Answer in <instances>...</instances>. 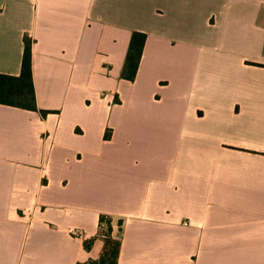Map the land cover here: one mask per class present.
Masks as SVG:
<instances>
[{
  "label": "crops",
  "instance_id": "1",
  "mask_svg": "<svg viewBox=\"0 0 264 264\" xmlns=\"http://www.w3.org/2000/svg\"><path fill=\"white\" fill-rule=\"evenodd\" d=\"M24 36L36 110L0 104V264L98 259L100 214L117 264H264V0H0V73Z\"/></svg>",
  "mask_w": 264,
  "mask_h": 264
},
{
  "label": "trees",
  "instance_id": "2",
  "mask_svg": "<svg viewBox=\"0 0 264 264\" xmlns=\"http://www.w3.org/2000/svg\"><path fill=\"white\" fill-rule=\"evenodd\" d=\"M146 34L133 31L130 35L121 77L133 80L142 54ZM0 104L14 106L27 110H36L35 92L31 71V39L23 37V52L18 75L0 73ZM44 116L47 111L40 110ZM107 138V135H104ZM122 222L119 220L118 225ZM98 232L104 237V245L98 259H90L81 264H117L120 240L112 236V220L108 215L100 214L98 219ZM92 238L84 241L85 249L91 245Z\"/></svg>",
  "mask_w": 264,
  "mask_h": 264
}]
</instances>
